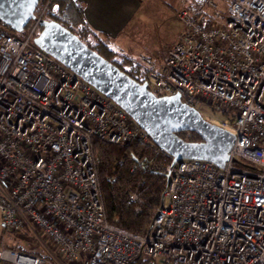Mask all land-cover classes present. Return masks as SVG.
Wrapping results in <instances>:
<instances>
[{"label":"built area","instance_id":"obj_1","mask_svg":"<svg viewBox=\"0 0 264 264\" xmlns=\"http://www.w3.org/2000/svg\"><path fill=\"white\" fill-rule=\"evenodd\" d=\"M52 1L39 0L17 36L0 27V225L33 226L52 251L1 246L0 264H264V0H178L181 29L160 69L145 73L152 93H178L233 133L222 166L174 160L123 108L38 48ZM93 139L169 158L145 234L106 219ZM136 200L131 193L128 203Z\"/></svg>","mask_w":264,"mask_h":264},{"label":"water","instance_id":"obj_2","mask_svg":"<svg viewBox=\"0 0 264 264\" xmlns=\"http://www.w3.org/2000/svg\"><path fill=\"white\" fill-rule=\"evenodd\" d=\"M38 2L0 0V21L20 32L35 18ZM39 25L33 43L123 108L174 160L202 158L222 166L229 159L233 133L204 119L197 109L183 103L178 93L157 96L146 81L139 82L120 70L60 23L43 18ZM180 131H194L201 140H184L177 135Z\"/></svg>","mask_w":264,"mask_h":264},{"label":"trees","instance_id":"obj_3","mask_svg":"<svg viewBox=\"0 0 264 264\" xmlns=\"http://www.w3.org/2000/svg\"><path fill=\"white\" fill-rule=\"evenodd\" d=\"M45 18L69 29L89 48L135 80H145L148 69H143L132 58L115 51L106 35L90 29L84 17L83 6L78 0H53ZM0 27L15 33L1 21ZM39 30L40 27L37 33ZM177 135L187 141L201 140L194 131H180ZM92 148L98 158L96 172L106 219L125 230L145 234L164 187L159 167L169 158L163 152L140 143L110 144L93 139ZM131 193L137 195L135 203H128ZM135 205L140 207L139 212H135ZM8 247L22 251L13 246ZM29 252L48 256L45 252Z\"/></svg>","mask_w":264,"mask_h":264},{"label":"crops","instance_id":"obj_4","mask_svg":"<svg viewBox=\"0 0 264 264\" xmlns=\"http://www.w3.org/2000/svg\"><path fill=\"white\" fill-rule=\"evenodd\" d=\"M78 1L83 6L84 17L90 29L96 33L106 35L110 46L115 51L132 58L141 67L151 64L149 56L154 58L158 55L157 50L159 49L149 48L147 44L152 39L148 22L151 18L154 5L158 3L160 8L163 9L169 7V14L173 19V6H169V3L164 0ZM172 2L175 5V0H172ZM177 34L178 32L176 31L171 40ZM146 48H149L150 54L144 55V52L147 50ZM153 64L154 66L148 69H160L161 59L159 58L158 62H153Z\"/></svg>","mask_w":264,"mask_h":264},{"label":"rangeland","instance_id":"obj_5","mask_svg":"<svg viewBox=\"0 0 264 264\" xmlns=\"http://www.w3.org/2000/svg\"><path fill=\"white\" fill-rule=\"evenodd\" d=\"M169 3V6H173L172 14L173 19L170 16V8L166 7L165 9L160 8L159 4L156 3L154 8L152 9V15L149 19V31L151 35V40L147 43L149 48L159 49L157 50V56L151 59V64L143 65V69H148L149 67H153V62H158V59L162 57L163 51L165 47L169 46L171 43L175 41V38L171 40L174 33L179 32L181 27L176 22L174 17V12L177 6V1L175 0V5L172 0H164ZM225 6L221 3L220 12L225 13ZM166 13V14H165ZM165 15V16H164ZM148 32V31H147ZM12 35H18V33L11 32ZM171 40V41H170ZM170 41V42H169ZM149 48L144 52V55L150 54L148 51ZM148 58V57H146ZM158 58V59H157ZM49 241L43 237V234L39 232L35 227L30 225H24L17 231H8L5 230L2 225H0V247L1 246H13L21 249L24 252L29 251H38L50 253L52 249L48 246Z\"/></svg>","mask_w":264,"mask_h":264}]
</instances>
